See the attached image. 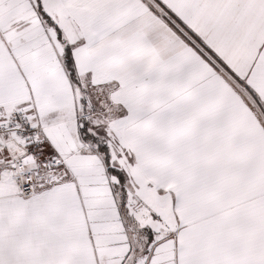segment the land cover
I'll return each mask as SVG.
<instances>
[{
    "label": "snow or ice",
    "instance_id": "1",
    "mask_svg": "<svg viewBox=\"0 0 264 264\" xmlns=\"http://www.w3.org/2000/svg\"><path fill=\"white\" fill-rule=\"evenodd\" d=\"M0 264H264V0H0Z\"/></svg>",
    "mask_w": 264,
    "mask_h": 264
}]
</instances>
